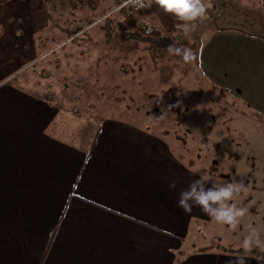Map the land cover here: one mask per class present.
Segmentation results:
<instances>
[{"label": "crops", "instance_id": "1", "mask_svg": "<svg viewBox=\"0 0 264 264\" xmlns=\"http://www.w3.org/2000/svg\"><path fill=\"white\" fill-rule=\"evenodd\" d=\"M244 33L215 31L200 68L264 116V40ZM28 66L0 60V264H229L239 254L205 246L213 220L198 206L178 207L199 178L172 125L83 119L61 101L65 91L19 83ZM160 124L163 137L148 131Z\"/></svg>", "mask_w": 264, "mask_h": 264}, {"label": "rangeland", "instance_id": "2", "mask_svg": "<svg viewBox=\"0 0 264 264\" xmlns=\"http://www.w3.org/2000/svg\"><path fill=\"white\" fill-rule=\"evenodd\" d=\"M123 1L0 0V60H25L29 66L24 70L30 71L19 83L24 79L44 88L47 81L57 95L66 92L60 97L64 104L72 103L83 119L93 116L96 124L104 119L170 124L175 133L171 139L180 142L178 146L175 141V148H185V162L193 163L194 175L210 174L218 182L242 180L246 190L236 203L247 214L238 227L212 221L202 232L205 246L236 248L240 254L241 237L251 227L264 236V116L253 114L203 77L200 50L215 32V19L199 21L191 33L175 39L172 46L192 52L185 61L168 51L166 39L160 49L107 40L105 20L99 18ZM213 1L204 0L210 7ZM229 1L242 10L263 9V0ZM139 14L155 17L149 3L132 14L134 21L161 29L158 21L157 25L141 21ZM116 17L117 23L123 21ZM97 19L95 27L87 26ZM79 28L84 30L75 41L64 43L67 32ZM162 114L163 119H158ZM165 129L160 124L148 131L163 137Z\"/></svg>", "mask_w": 264, "mask_h": 264}, {"label": "clouds", "instance_id": "3", "mask_svg": "<svg viewBox=\"0 0 264 264\" xmlns=\"http://www.w3.org/2000/svg\"><path fill=\"white\" fill-rule=\"evenodd\" d=\"M128 4L139 9L144 7V0H128ZM157 4L165 14L180 22L179 29L185 35L194 30L197 22L207 19L210 7L204 0H157ZM168 51L185 61L192 57L191 50L186 47L169 46ZM158 119H163V114ZM177 183L172 180L169 189L174 191ZM245 190L242 180L218 182L205 174L180 191L177 205L185 212L198 206L215 223L235 229L247 214V209L236 203V197ZM250 257L255 258L257 264H264V236L254 226L241 237V253L229 264H249Z\"/></svg>", "mask_w": 264, "mask_h": 264}, {"label": "trees", "instance_id": "4", "mask_svg": "<svg viewBox=\"0 0 264 264\" xmlns=\"http://www.w3.org/2000/svg\"><path fill=\"white\" fill-rule=\"evenodd\" d=\"M148 3L161 25V29L147 23H137L134 21V15L125 9L119 10L117 13H112L121 5V2H117L115 8L99 18L102 20L104 18L105 20L104 23H106V26H103V29L106 31L107 40L116 41L118 43H125L128 41L140 42L148 44L150 48L160 49L163 47L164 39H166L168 40V45L172 46L175 39L180 38L183 34L179 29L180 22L170 14H165L158 7L157 0H149ZM209 4L212 6L209 7V16L207 18L210 20L215 19V31L242 30L245 32L244 34L264 40V9L258 11L253 8H247L242 10L241 8L234 7L235 4L231 3L229 0H214ZM75 6L76 5H74V7ZM262 12L263 17L260 18L258 15ZM109 13H112V15L107 16ZM117 14L123 18V21L116 22L115 18H117ZM99 19L87 22V26L95 27ZM116 29L118 30L117 33ZM82 30H84V28L67 32L64 43L68 40H71L69 41L70 43L75 41L74 37ZM163 31L165 34H163ZM158 46L161 47L159 48ZM55 233L56 231L51 237L50 246L53 242Z\"/></svg>", "mask_w": 264, "mask_h": 264}, {"label": "built area", "instance_id": "5", "mask_svg": "<svg viewBox=\"0 0 264 264\" xmlns=\"http://www.w3.org/2000/svg\"><path fill=\"white\" fill-rule=\"evenodd\" d=\"M148 1L149 0H144V7L143 8H139V9H137V8H134V7H131V6H129V4H128V0H124L122 3H121V5L119 6V7H117L114 11H113V13H116V12H118L119 10H127L128 12H130L131 14H137V13H139L140 11H142L144 8H146L147 7V5H148Z\"/></svg>", "mask_w": 264, "mask_h": 264}]
</instances>
